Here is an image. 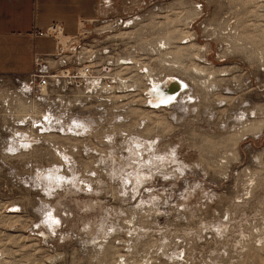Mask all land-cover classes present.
<instances>
[{"label": "rangeland", "instance_id": "obj_1", "mask_svg": "<svg viewBox=\"0 0 264 264\" xmlns=\"http://www.w3.org/2000/svg\"><path fill=\"white\" fill-rule=\"evenodd\" d=\"M101 12L90 54L129 62L132 96L47 127L52 98L0 75V264H264V0ZM145 74L186 89L151 110Z\"/></svg>", "mask_w": 264, "mask_h": 264}, {"label": "built area", "instance_id": "obj_2", "mask_svg": "<svg viewBox=\"0 0 264 264\" xmlns=\"http://www.w3.org/2000/svg\"><path fill=\"white\" fill-rule=\"evenodd\" d=\"M110 1L102 0L99 6L102 8L110 4ZM103 13H98L95 18L91 19L80 18L74 34L64 33L58 22L52 23L44 31L36 32L40 36L53 38L54 49L48 53L34 55L33 68L25 76L17 79L20 81L17 89L22 94H33L39 99L52 98L53 110L45 109L41 118L42 122L38 125L44 124L50 127V125L63 121L67 122L66 117L70 113L68 103L74 97L92 100L94 105L99 107L107 104L110 100L130 97L136 91L132 85V75L122 71L129 67L127 65L129 62L120 61L118 64L110 56H107V49L101 51L94 49L95 53L90 54L93 50L91 49L92 42L86 41L90 34L89 25L94 19L101 18ZM135 17L134 15L128 20L115 17L112 22L116 26H124ZM166 76L150 74L145 77L146 88L143 92L145 107L151 110H162L174 104L186 89V82L175 75L173 78L182 82L177 81L179 85L171 89L169 102L154 104L147 87L152 85L153 81L163 83L167 79ZM72 123L74 124V122Z\"/></svg>", "mask_w": 264, "mask_h": 264}, {"label": "crops", "instance_id": "obj_3", "mask_svg": "<svg viewBox=\"0 0 264 264\" xmlns=\"http://www.w3.org/2000/svg\"><path fill=\"white\" fill-rule=\"evenodd\" d=\"M102 0H0V75L20 78L33 68L35 54L51 52L54 40L40 36L52 23L74 34L80 18H95ZM140 1V0H125Z\"/></svg>", "mask_w": 264, "mask_h": 264}, {"label": "bare ground", "instance_id": "obj_4", "mask_svg": "<svg viewBox=\"0 0 264 264\" xmlns=\"http://www.w3.org/2000/svg\"><path fill=\"white\" fill-rule=\"evenodd\" d=\"M148 72V71H147ZM149 73V72H148ZM148 74H145L147 76ZM167 79L163 83H159V81H153L152 85L148 86L151 100H153L154 104H158L159 102H169L171 99L170 92L172 88H175L179 84L177 81L182 82L181 80H175L173 77L175 76H166Z\"/></svg>", "mask_w": 264, "mask_h": 264}]
</instances>
